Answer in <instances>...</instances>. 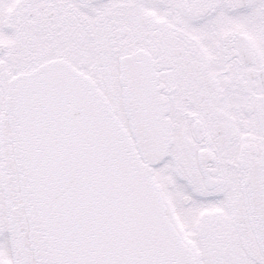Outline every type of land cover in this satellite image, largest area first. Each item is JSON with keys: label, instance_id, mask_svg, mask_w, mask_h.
Returning <instances> with one entry per match:
<instances>
[{"label": "snow or ice", "instance_id": "obj_1", "mask_svg": "<svg viewBox=\"0 0 264 264\" xmlns=\"http://www.w3.org/2000/svg\"><path fill=\"white\" fill-rule=\"evenodd\" d=\"M0 264H264V0H0Z\"/></svg>", "mask_w": 264, "mask_h": 264}]
</instances>
